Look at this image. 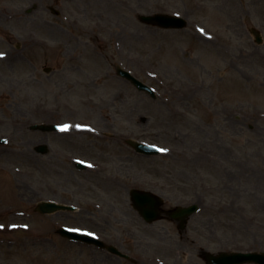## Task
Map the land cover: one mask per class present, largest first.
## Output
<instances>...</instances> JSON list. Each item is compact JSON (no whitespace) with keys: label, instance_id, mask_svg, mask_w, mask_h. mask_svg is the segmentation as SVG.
Wrapping results in <instances>:
<instances>
[{"label":"rangeland","instance_id":"374dc122","mask_svg":"<svg viewBox=\"0 0 264 264\" xmlns=\"http://www.w3.org/2000/svg\"><path fill=\"white\" fill-rule=\"evenodd\" d=\"M0 12V51L13 55L0 58V264H205V252H264V0H0ZM153 13L186 25L139 20ZM70 119L167 151L138 163L127 144H111L120 183L105 187L71 165L49 172L36 147L49 143L57 159L64 149L29 126ZM75 123L64 136L96 155ZM132 186L159 194L164 209L198 210L184 230L166 216L145 222ZM53 197L80 209L34 211ZM66 223L107 235L130 260L66 240L56 231Z\"/></svg>","mask_w":264,"mask_h":264},{"label":"water","instance_id":"95a60500","mask_svg":"<svg viewBox=\"0 0 264 264\" xmlns=\"http://www.w3.org/2000/svg\"><path fill=\"white\" fill-rule=\"evenodd\" d=\"M140 19L147 23L155 24L164 28H179L184 25L181 19L166 15L154 14L141 16ZM256 40L259 41L260 38L256 33ZM119 73L129 79L138 89L145 90L151 93L150 88H148L145 84L137 80L135 77L130 75L127 71H119ZM152 94V93H151ZM137 149H140L146 153L158 152L156 147L146 146L140 143L136 145ZM144 192L143 195L144 196ZM147 198H139L135 196L136 206H138L142 213L148 217V221L154 220L159 217L158 215V206L161 204V201L156 197H152L151 194L146 193ZM196 205H190L186 208H177L172 211V217L180 218L181 225L185 223V217L190 215L192 212L196 210ZM40 212L53 211L57 209V205L54 203H40L37 208ZM210 264H240L244 262H255L259 264H264V253H256V252H235V253H219L217 255H206Z\"/></svg>","mask_w":264,"mask_h":264},{"label":"flooded vegetation","instance_id":"af4514ba","mask_svg":"<svg viewBox=\"0 0 264 264\" xmlns=\"http://www.w3.org/2000/svg\"><path fill=\"white\" fill-rule=\"evenodd\" d=\"M34 41L30 40V47L34 48ZM13 55L10 52H6L5 57L11 58ZM64 135H67L62 132H57L55 134H52L50 136H46L47 138H55L57 139V144L61 145L64 149V151L58 150V156L61 157V159H57L56 157L52 156V147L49 143L45 142V148H44V155L46 156L47 161V169L49 172L55 171L56 163H59L61 165H64L63 168H68V166H72L75 170H81L85 171V173L89 172L91 175H93L96 178L95 185L99 184L103 187H105L106 183H120V179H114L113 174L110 172V166H112V162L108 161V158L105 157V154L111 155L113 153V145L115 143L114 136L106 137L104 140L103 137H97L93 136L90 140L95 147L96 155H91V151H88L83 145H78L77 140L74 137H66ZM46 138V139H47ZM66 141V142H63ZM88 142V141H87ZM89 143V142H88ZM122 149V147H120ZM134 151V150H133ZM127 153H124V156L127 157ZM134 158L133 160H136L138 163H141V161H144V158L141 154H137V152L134 151ZM75 156L84 157L85 159L90 160L92 163H94V166L92 169L88 168H82L78 169V164L74 162L73 158ZM87 156V157H85ZM110 158V157H109ZM140 172L146 171V167H143L139 170ZM143 178H146L143 176ZM92 179V178H91ZM140 180V179H138ZM135 181V179L133 180ZM50 188V185H49Z\"/></svg>","mask_w":264,"mask_h":264},{"label":"snow or ice","instance_id":"6c2138e0","mask_svg":"<svg viewBox=\"0 0 264 264\" xmlns=\"http://www.w3.org/2000/svg\"><path fill=\"white\" fill-rule=\"evenodd\" d=\"M3 54L0 53V56H2ZM67 129V126H64V128H62V130H66ZM159 151L161 152H164V151H167V149H159Z\"/></svg>","mask_w":264,"mask_h":264}]
</instances>
